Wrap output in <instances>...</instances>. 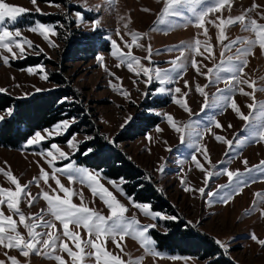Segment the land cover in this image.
<instances>
[{
    "label": "rangeland",
    "instance_id": "1",
    "mask_svg": "<svg viewBox=\"0 0 264 264\" xmlns=\"http://www.w3.org/2000/svg\"><path fill=\"white\" fill-rule=\"evenodd\" d=\"M4 2L13 6H20L28 11L22 14L15 23L10 20L0 27H6L11 31L20 30L22 37L32 42V47L25 45V55L23 58L17 52V58H13L5 49L0 48V89L3 93L17 98L29 97L37 93L36 89L47 92L58 88H73L76 95L75 103L82 105L88 120L94 123L96 130L89 133V126L82 125L80 115L68 114L65 112L61 120L49 127L42 128L36 132H41L46 139L40 144L29 145L27 141L23 143L21 149H9L0 147V169L4 172L10 171L16 176L19 182L24 185L33 178L39 180V184L33 182L28 185L27 191H30L35 197L32 205L29 206L26 198L21 199L20 208L26 216L42 215L45 220L56 223L59 230L55 234L61 240H66L73 251H78L74 243L63 237L62 225L48 212L47 202L42 198L41 193L49 191L48 185L57 188L55 180L49 179L45 184L41 178V169L53 172V167L63 168L66 164L75 162V166L87 168L95 174H98L100 184L111 191L117 199L125 204L129 211L126 214L129 217H135L140 226L155 224V228H150L148 236L154 240L152 231L165 233L168 230L167 221L163 218L153 219L144 215L139 209L133 207L132 200L140 204H151L133 198V195L126 194L122 185L125 182L123 178L110 179L102 174L101 170L84 167L73 158L76 150L70 148L68 141L73 135L76 137L78 147L80 144L89 140L92 135L99 132L105 140L113 141L116 134L131 121L133 116L143 110V102L153 100L155 97L166 98V102L159 107H152L147 111L160 117L158 123L144 134L135 139L118 142L116 147L121 150L128 159L139 168L143 173V179L154 186L156 193L163 198L174 214L155 210L161 217L175 216L174 221H183L187 225L207 233L215 240H220L226 245L225 252L237 264H264V245L251 237L255 235L258 240H264V213L261 204L256 197V193L264 194V169L254 170L247 173L243 179L247 181V186L243 192L234 195L231 201L224 202L221 196L232 192V188L222 190L217 196L209 199L208 191H216L219 185L227 184L228 178L225 175H213L208 179L205 196L201 197L198 189L205 187L204 181L206 175L196 167V157L206 169L217 172L223 168L229 170H240L245 172L243 160H248L247 167L251 168L264 160V141L248 139L251 133L256 131L255 122L249 124L241 120L238 115L224 102L222 106H210L201 110L204 98L196 91V85L208 84L207 91L209 103L212 105L218 95V88H225L223 80L216 83H209V78L201 73H206L209 68L220 63L221 52L224 51L223 45L218 39V28L220 17L227 19L235 18L240 15H246L248 19H255L258 23L264 24V0H228V3L220 12L209 14L206 18L205 27L208 35L205 37L203 29L196 27L195 17L187 10L183 9L182 16H169L163 23L160 22V16L164 7V0H54L40 1L36 0H4ZM254 5L256 7H254ZM39 9V11H37ZM144 9H149L145 11ZM251 9V11H249ZM80 13L83 20L77 16ZM57 15L55 21L45 22L38 16ZM100 20V25L93 30L92 22ZM38 24L51 26L55 35L49 34V40L38 31L30 29ZM80 33H90L94 38L96 50L91 54L73 53L69 51L70 39ZM140 34L137 44L131 45L132 35ZM227 39L224 44H228L238 39H255V34L244 30L240 23L225 27ZM123 37V40H121ZM201 41V53L198 55L193 48L196 39ZM19 39V38H18ZM111 40L117 42V46L125 53L131 51L132 55L140 58L144 67H159L164 70H171L174 67L173 61L184 65L172 73L173 82L161 85L156 81L151 84L145 83L147 77L140 71L139 66L133 65V70H129L126 62L121 63L117 56L112 55L114 49L111 46ZM51 41V43L49 42ZM56 45L53 47L52 45ZM205 45L212 47V58H206L210 54L205 50ZM151 47V61L145 59L148 56V47ZM247 45L235 44L231 51H225L224 59L233 56L236 49ZM183 51V55L181 52ZM8 57V63H4V57ZM103 57L101 62L98 58ZM35 58L36 62L16 66L15 61H30ZM197 61L200 67V73L192 66V60ZM248 63L244 67L243 79L255 81V103L264 105V49L256 45L252 49V54L246 57ZM240 63V61H234ZM42 66L47 72L48 79H42V73L39 69L35 73H29V68ZM57 73L65 79V84L55 81L53 75ZM222 76H229V73H221ZM215 80V72L212 74ZM187 81V86L185 85ZM67 84V85H66ZM164 87L166 89H175L179 87L181 93L165 92L160 94L157 89ZM243 87L245 92H252L246 84H239L237 88ZM38 92V93H39ZM188 106L192 112L189 114L178 104L173 102V95L179 98L183 93ZM127 93V95H125ZM148 93V95H145ZM225 95L233 96L241 111L246 115L250 113L248 104L253 103L252 96L244 95L238 90L235 92H225ZM66 103L72 101L68 98ZM68 107V106H67ZM88 110V111H87ZM7 112L0 111V116H6ZM167 115L174 117L178 126L190 124L183 134L178 133L168 123ZM255 113H253V116ZM129 117L131 119L129 120ZM64 120L73 121L72 126L78 130L71 132L69 130L63 134H53L47 136L45 130H53L55 126ZM214 121H219L221 128H216ZM123 125V127H122ZM232 125V127H229ZM74 127V128H75ZM162 129L158 131L157 129ZM211 128V131H204ZM197 132L203 133L202 137L196 135ZM183 135V140H181ZM66 136L64 142H56L54 138ZM216 136L225 137L231 140L232 146L229 147L223 142L217 141ZM244 141L243 146L240 142ZM52 144H56L61 150L68 153L69 160L57 159L53 164L48 163L46 159L47 151ZM208 159H205L204 150ZM50 159V157H49ZM211 161L209 163L208 161ZM223 162V163H221ZM163 167V171L159 169ZM61 183L73 190L72 202L80 205L81 195L83 204L107 216L109 210L100 200L98 195H94L88 183L81 182L77 177L74 182L69 181L64 173H56ZM110 181H114L110 183ZM254 181V182H253ZM118 185L119 187H117ZM0 187L14 190L15 186L11 181L0 172ZM186 188L193 189L186 191ZM122 189V191L120 190ZM64 195L63 192L60 193ZM129 197L132 199L130 200ZM2 198V197H0ZM255 205V207H254ZM5 215H13L6 205L0 206ZM43 210V212L41 211ZM17 220L18 230L27 237V230L23 225H19L18 216H13ZM70 230L79 232L83 240H87V232L83 227H77L70 224ZM37 231H46L44 228ZM119 239V238H117ZM120 247L108 239L104 243V248L114 256L121 257L126 262L141 261V264H207L206 260H199L196 257L180 255L177 253H168L159 249L156 243L152 245L155 251L162 255L157 256L148 252L138 239L126 236L124 240L119 241ZM94 251L90 247L85 248V252ZM53 255H60L66 261V264H73L71 257L67 252L57 248ZM10 257H16L20 264H58L55 259L48 258L43 252L36 254L30 253L28 257L21 254L18 249H6L0 245V261L4 264H11ZM176 257V259H173ZM83 264H96L94 256H87Z\"/></svg>",
    "mask_w": 264,
    "mask_h": 264
},
{
    "label": "snow or ice",
    "instance_id": "2",
    "mask_svg": "<svg viewBox=\"0 0 264 264\" xmlns=\"http://www.w3.org/2000/svg\"><path fill=\"white\" fill-rule=\"evenodd\" d=\"M33 4L36 3V0H32ZM228 3V0H164V7L161 12L160 22L163 23L164 20L169 16H182L183 9H187L193 17H195L196 27L199 29H203V34L207 37L208 32L205 27L206 18L209 14L214 12H220L225 5ZM254 7H256L254 5ZM145 11H149V9H144ZM28 10L20 7L9 5L4 2V0H0V26H2L6 20H10L15 23L17 19L25 14ZM39 11V9H37ZM251 11V9H249ZM77 16L83 20V16L80 13H77ZM264 18V16H262ZM219 23L216 24L215 21L213 23L218 28V39L220 43L223 45L224 51L221 52V60L220 63L216 64L214 68H209L206 73H201L209 78V83H216L223 80L225 84V88H218L215 100L212 105L209 103L208 93L205 91L207 89L208 84L203 86L196 85V91L204 98V102L202 104L201 110H205L210 106H222L224 102L227 103V107L231 108L238 117L248 122L245 127L247 128L249 124L255 122L256 131L251 133V137H246L245 140L253 139L264 141V105H257L255 103V81H249L242 78L244 73V67L247 66L246 57L252 54V49L254 46L259 45L260 48L264 49V24L258 23L255 19H248L246 22V15H240L235 18L228 17L224 19L222 17L218 18ZM240 23L244 30L251 31L255 34V39H238L237 41H232L228 44H224V41L227 39L225 34V27L231 26L232 24ZM100 25V20H94L92 22L93 30L97 29ZM31 31H38L45 40H49V34L55 35V31L51 26H45L43 24H38L36 27L30 29ZM132 41L131 45H127L129 48L132 45L140 46L137 44L138 39L141 38L140 34H131ZM19 38V39H18ZM123 40V37H121ZM51 43V41H49ZM240 43L241 45H247L246 47H240L236 49V53L233 56H228L227 59H224L225 51H231L232 47ZM25 45L31 48L32 42L26 40L22 37V33L20 30L11 31L6 27H0V48L5 49L8 53L11 54L13 58H17V52L13 51L15 47L19 51V56L21 58L25 55ZM55 47L56 45H52ZM111 46L114 49L112 55L117 56L121 63L127 64L129 70L135 71L133 65L139 66L140 71L136 72L137 75H140L141 72L145 77H147L145 83L151 84L153 81L158 82L161 85H166L173 82L172 73L175 72L179 68H183L184 65L179 62V58L177 61H173L174 67L171 70H164L159 67L151 68L144 67L141 64L140 58L132 55L131 51L125 53L118 46L115 40H111ZM193 50L198 54L202 55L201 49V41L197 38L194 42V45L191 46ZM205 50L210 54L206 58H212V47L209 45H205ZM183 55V51L181 52ZM4 63H8V57L5 56ZM101 62L103 61V57L98 58ZM151 61V47H148V56L145 58ZM234 61H240V63H235ZM192 66L196 69L198 73H200V67L197 64L195 59L192 60ZM39 69L40 73H42V79L47 80L48 74L43 70L42 66H37V68H29V73H35ZM215 72V80L212 79V74ZM221 73H229V76H222ZM239 84H246L249 88H252V92H245L243 87L237 88ZM185 85L187 86V81H185ZM239 91L244 95L252 96L253 103L248 104L247 107L251 110L249 114H245L241 111L240 107L236 103L233 96L225 95V92H235ZM5 91L0 89V92ZM37 92L42 91L37 88ZM157 92L163 94L165 92L169 93H181V89L179 87L173 89H166L164 87H160L157 89ZM127 95V93H125ZM148 95V93H145ZM187 93H183L179 98L176 95H173V102L178 104L184 111L191 114L192 110L188 106L185 97ZM68 98L65 97L64 100ZM64 102V101H61ZM8 114H12V109H8ZM253 113L255 115L253 116ZM4 117L0 116V120H3ZM131 117H129V120ZM168 123L174 128V130L178 133L183 134L186 129L191 127L190 124H185L183 126H178L174 120V117L171 115H167ZM73 121L64 120L59 122L53 130H45L47 132V136L51 137L53 134L60 135L72 126ZM216 128H221L222 125L219 121H214ZM123 127V125H122ZM232 127V125H229ZM158 131H162V129H157ZM204 131H211V128H206ZM196 135L202 137L203 133L197 132ZM217 141L223 142L229 147L232 146V141L226 139L222 136L215 137ZM46 139V136L42 135L41 132H35L34 135L27 141L29 145L40 144L42 141ZM91 139V138H89ZM181 140H183V135H181ZM113 143V141H109ZM244 141L240 142V146H243ZM68 145L70 148L75 150L78 149V144L76 143L75 135L68 141ZM93 149H87L83 155H88L91 153ZM205 159L208 157L206 155V149L204 150ZM50 157V159H49ZM46 159H48L49 164H53V161L57 159L69 160L70 156L68 153L64 152L60 149V147L56 144H52L50 149L47 151ZM192 159L196 161V167L199 168L202 172L205 173L206 179L204 181L205 187H201L198 189L201 197L205 196L206 186L208 184V179L213 175H225L228 178L227 184L219 185L216 191H208L207 197L211 199L212 197L217 196L222 190L227 188H232V192L223 195L220 199L224 202L231 201L234 198V195L240 194L243 192L245 186H247V181L243 179V177L247 173H251L254 170L264 169V160H262L259 164L254 165L249 168L248 160L245 159L242 163L246 166L245 172H241L240 170H229V168L220 169L217 172L209 171L206 169L196 157L193 156ZM211 163V161H208ZM223 163V162H221ZM159 171H163V167L159 169ZM0 172L11 181V183L15 186L14 190L6 189L0 187V206L6 205L7 208L13 213V215H5L2 207H0V245L5 247L6 249H18L21 254L25 257H28L30 253L35 252L36 254L44 253L48 256V258L55 259L58 261V264H66V261L60 255H53L57 248L62 250L63 252H67L71 257L73 264H83L84 259L87 256H94L96 260V264H132V262H126L121 259L119 256H114L110 252H108L104 248V243L110 238L114 243L120 247L119 241L124 240L126 236H131L134 239H138L142 246L153 255L160 256L161 253L155 251L152 245L155 243L148 236V232L150 228H155V224L140 226V222L135 217H129L126 214L129 211V208L123 204L117 197L109 191L104 185L100 184L98 179V174L93 173L87 168H82L75 166V162H71L66 164L63 168H55L53 167V172L50 174L49 172L41 169V178L44 183L47 184L48 180L51 178L55 180V184L57 188H52L51 185H48L49 191H44L41 193L42 198L47 202L48 212L54 218V221H58L62 225V235L65 238L70 239L75 248L78 251H73L72 248L69 247V244L66 240H61L59 236L55 233L59 230L56 228V223L53 221L45 220L42 215L36 216H26L25 213L20 208L21 199L26 198L28 200L29 206L32 205L35 197L32 196L30 191H27L28 185L36 182L39 184V180L37 178H33V181H29L28 184L22 185L18 178L14 176L10 171L4 172L0 169ZM56 173H64L68 176L69 181L74 182L77 177H80L81 182H87L91 191L94 195H98L100 200L107 206L109 210V214L107 216L97 212L96 210L86 206L83 204V196L81 195L82 203L80 205H76L72 202V196L74 195L73 190L66 187L61 183L60 179L57 177ZM254 182V181H253ZM115 185L114 181H110ZM119 187L118 185H116ZM122 191V189H120ZM186 191H192L191 188H186ZM63 192L64 195L61 196L60 193ZM256 197L258 198L261 204H264V194L256 193ZM131 200L132 198L129 197ZM133 207L139 209L144 215L150 216L153 219L163 218L166 220H176L175 216H164L161 217L160 213H155L151 211V207L148 204H140L132 200ZM255 207V205H254ZM43 212V210H41ZM262 213H264V208L261 209ZM13 216H18L19 225H23V227L27 230V237L22 234L18 230L17 220L13 218ZM70 224H74L77 227H83L86 232L88 239L83 240L82 236L79 232H75L70 230ZM44 228L46 231H37V229ZM119 238V239H117ZM254 240H257L258 243L264 245V240H258L255 235L251 237ZM221 248L226 249V245L220 240H216ZM90 247L94 251L85 252V248ZM176 259V257H173ZM11 264H20L16 257H10ZM0 264H4L3 261H0ZM135 264H141V261H136Z\"/></svg>",
    "mask_w": 264,
    "mask_h": 264
},
{
    "label": "trees",
    "instance_id": "3",
    "mask_svg": "<svg viewBox=\"0 0 264 264\" xmlns=\"http://www.w3.org/2000/svg\"><path fill=\"white\" fill-rule=\"evenodd\" d=\"M54 1V0H40ZM57 15L38 16L45 22L55 21ZM70 52L91 54L96 50L93 35L90 33H80L70 39ZM30 61H15L16 66L34 63L35 58ZM55 81L65 84V79L55 73ZM67 85V84H66ZM72 98V101L66 103L64 98ZM76 95L74 89L64 87L47 91L37 92L29 97L17 98L6 93L0 92V111L7 112L12 109V114L4 116L0 120V147L9 149H21L23 143L28 140L36 131L51 126L61 120L68 114L80 115L82 125L89 126L86 131L93 133L94 123L88 120L85 109L79 103H75ZM166 98L155 97L153 100L143 102V110L133 116L131 121L119 131L113 138V143L108 142L102 135L94 132L91 139L79 145L73 158L84 167L101 170L107 178H123L125 182L122 187L126 194L133 195V198L139 201L148 202L155 210L174 214L171 205L168 204L157 193L154 186L143 179V173L135 166L116 145L118 142L128 141L144 134L155 126L160 117L149 113L147 110L152 107H159L166 102ZM64 101V102H61ZM168 102V100H167ZM68 106V107H67ZM88 111V110H87ZM67 112V115H63ZM72 126L66 136L78 129ZM93 130V131H92ZM61 136L54 138L56 142H64L67 138ZM93 149L88 155H83L87 149ZM168 230L165 233H159L153 230L152 236L156 246L168 253H177L196 257L199 260H206L207 264H237L229 258L224 248H221L215 239L189 225L183 221H167Z\"/></svg>",
    "mask_w": 264,
    "mask_h": 264
}]
</instances>
